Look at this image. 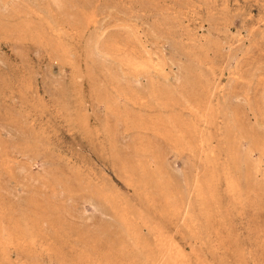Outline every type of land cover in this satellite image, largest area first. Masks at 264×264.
Instances as JSON below:
<instances>
[{
    "label": "rangeland",
    "instance_id": "obj_1",
    "mask_svg": "<svg viewBox=\"0 0 264 264\" xmlns=\"http://www.w3.org/2000/svg\"><path fill=\"white\" fill-rule=\"evenodd\" d=\"M0 264H264V0H0Z\"/></svg>",
    "mask_w": 264,
    "mask_h": 264
},
{
    "label": "bare ground",
    "instance_id": "obj_2",
    "mask_svg": "<svg viewBox=\"0 0 264 264\" xmlns=\"http://www.w3.org/2000/svg\"><path fill=\"white\" fill-rule=\"evenodd\" d=\"M170 242V241H169ZM168 263V262H167Z\"/></svg>",
    "mask_w": 264,
    "mask_h": 264
}]
</instances>
